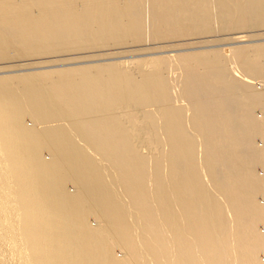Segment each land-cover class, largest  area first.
<instances>
[{"label":"bare ground","instance_id":"1","mask_svg":"<svg viewBox=\"0 0 264 264\" xmlns=\"http://www.w3.org/2000/svg\"><path fill=\"white\" fill-rule=\"evenodd\" d=\"M258 168L264 0H0V264H264Z\"/></svg>","mask_w":264,"mask_h":264},{"label":"rangeland","instance_id":"2","mask_svg":"<svg viewBox=\"0 0 264 264\" xmlns=\"http://www.w3.org/2000/svg\"><path fill=\"white\" fill-rule=\"evenodd\" d=\"M221 38V39H220ZM224 38H227L226 36H219L218 38H216V40L217 41H215V42H212V43H210V44H206V45H208V46H210L211 45V47L208 49V48H205L206 50H211V49H221L222 47H223V45H221L222 43H224L225 41H221L222 39H224ZM210 41H212V40H210ZM200 46L202 45V44H199ZM199 45H195V47H200ZM187 46H182V47H180L181 49L183 48V49H185ZM179 47H178V49H180ZM152 49H153V51H152ZM152 49H149V50H147V54H152L151 56L150 55H148V56H146L145 58H147V57H154V56H157V55H159V53H161V52H163V51H165L166 49H154V48H152ZM175 49V48H174ZM177 49V48H176ZM204 49V50H205ZM195 50H197V49H195ZM199 50V49H198ZM182 51H184V50H182ZM156 52V53H155ZM159 52V53H158ZM142 53H145V52H137V53H135V54H133V55H137V56H135V57H132V58H127V60H136V59H140L141 57L142 58H144V56H139V55H141ZM154 54V55H153ZM107 57V58H106ZM106 57H102V59H109V57L110 56H106ZM116 57L117 56H112L111 58L112 59H109V60H105V62H121L122 60L124 61V60H126V58H121V59H116ZM96 58V57H95ZM95 58H92V59H95ZM91 58H89V60H92ZM98 59H100V58H98ZM87 61H89L88 59H86ZM95 60H97V59H95ZM113 60V61H112ZM115 60H117V61H115ZM78 61H80V60H78ZM83 61V60H82ZM86 61V62H87ZM61 62V61H60ZM75 62H77V61H75ZM85 62V60L82 62L83 64L84 63H86ZM59 62H57V64H58ZM62 63H65L64 61L62 62ZM54 63H52L51 65H53ZM56 64V65H57ZM61 64V63H60ZM84 65H86V64H84ZM252 82L254 83L253 84V86H254V88L255 89H257V90H259L260 89V91H261V89L263 88V86H262V82L261 81H259V79H254V80H252ZM256 115H257V117H261V114H260V112L259 111H257L256 112ZM29 125H31V122L27 119V121H26ZM256 144H257V146L259 145V146H262L263 144H262V142H261V140L260 139H256ZM44 157L45 158H49V155L46 153V152H44ZM258 172V174H260V175H263L264 174V172L261 170V168L259 169L258 168V170H257ZM68 189L70 190V191H73V187L70 185V186H68ZM258 201L260 202V203H263L264 201L262 200V198H260V196L258 197ZM90 223H91V225H93V226H95V221L94 220H92V219H90V221H89ZM258 228V231H260V233L261 232H264V227H263V225H259V227H257ZM115 253L117 254V256H120L121 257V253H120V251H118L117 249H115ZM8 255V254H7ZM10 255V254H9ZM259 260H261V261H264V254H262L261 252H259ZM261 258V259H260Z\"/></svg>","mask_w":264,"mask_h":264}]
</instances>
